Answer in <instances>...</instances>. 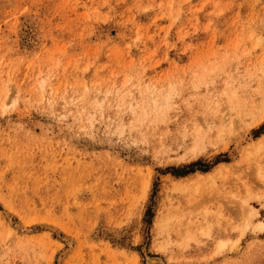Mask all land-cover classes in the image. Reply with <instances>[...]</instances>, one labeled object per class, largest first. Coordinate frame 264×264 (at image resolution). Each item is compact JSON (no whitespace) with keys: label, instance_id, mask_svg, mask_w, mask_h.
<instances>
[{"label":"rangeland","instance_id":"1","mask_svg":"<svg viewBox=\"0 0 264 264\" xmlns=\"http://www.w3.org/2000/svg\"><path fill=\"white\" fill-rule=\"evenodd\" d=\"M0 264H264V0H0Z\"/></svg>","mask_w":264,"mask_h":264},{"label":"bare ground","instance_id":"2","mask_svg":"<svg viewBox=\"0 0 264 264\" xmlns=\"http://www.w3.org/2000/svg\"><path fill=\"white\" fill-rule=\"evenodd\" d=\"M70 242V241H69ZM72 243V242H71ZM71 245V244H70ZM149 263H155L157 261L162 260L161 258L158 257H148Z\"/></svg>","mask_w":264,"mask_h":264}]
</instances>
